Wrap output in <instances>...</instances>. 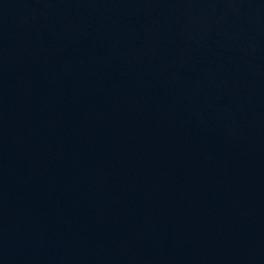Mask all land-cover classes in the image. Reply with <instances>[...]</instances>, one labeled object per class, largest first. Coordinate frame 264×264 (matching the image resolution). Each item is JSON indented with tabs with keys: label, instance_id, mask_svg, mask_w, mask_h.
Instances as JSON below:
<instances>
[{
	"label": "water",
	"instance_id": "95a60500",
	"mask_svg": "<svg viewBox=\"0 0 264 264\" xmlns=\"http://www.w3.org/2000/svg\"><path fill=\"white\" fill-rule=\"evenodd\" d=\"M220 74L264 169V0H178Z\"/></svg>",
	"mask_w": 264,
	"mask_h": 264
}]
</instances>
